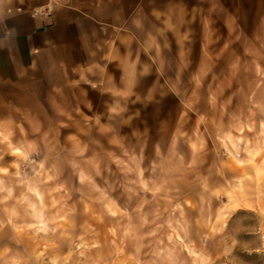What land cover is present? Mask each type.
<instances>
[{
	"label": "clouds",
	"instance_id": "obj_1",
	"mask_svg": "<svg viewBox=\"0 0 264 264\" xmlns=\"http://www.w3.org/2000/svg\"><path fill=\"white\" fill-rule=\"evenodd\" d=\"M0 264H264V0H0Z\"/></svg>",
	"mask_w": 264,
	"mask_h": 264
}]
</instances>
